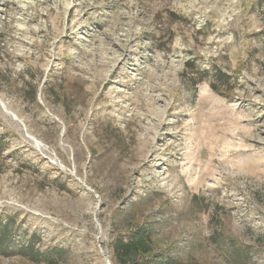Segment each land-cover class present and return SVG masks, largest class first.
<instances>
[{
    "label": "rangeland",
    "instance_id": "rangeland-1",
    "mask_svg": "<svg viewBox=\"0 0 264 264\" xmlns=\"http://www.w3.org/2000/svg\"><path fill=\"white\" fill-rule=\"evenodd\" d=\"M0 224V264H264V0H0Z\"/></svg>",
    "mask_w": 264,
    "mask_h": 264
},
{
    "label": "trees",
    "instance_id": "trees-1",
    "mask_svg": "<svg viewBox=\"0 0 264 264\" xmlns=\"http://www.w3.org/2000/svg\"><path fill=\"white\" fill-rule=\"evenodd\" d=\"M225 77V76H220ZM211 89L217 91L215 86L211 84ZM12 238V231L8 225L1 226L0 224V252L4 253L6 250V243L10 242ZM150 241V235L145 230H135L132 232L127 240H118L113 244V254L116 264H129L132 256L136 255L144 245ZM37 241L33 236L30 239L16 248V255L27 258L33 263L58 264L62 261L64 252L62 250H53L52 252L42 253L35 248ZM162 264H192L182 263L174 260H167Z\"/></svg>",
    "mask_w": 264,
    "mask_h": 264
},
{
    "label": "bare ground",
    "instance_id": "bare-ground-1",
    "mask_svg": "<svg viewBox=\"0 0 264 264\" xmlns=\"http://www.w3.org/2000/svg\"><path fill=\"white\" fill-rule=\"evenodd\" d=\"M4 104H5V103H4ZM4 104H3V105H4ZM2 108H3V107H2ZM5 108H6V107L3 108V109H4V110H3L4 112H6V111H5ZM7 112H8V111H7ZM7 112H6V113H7ZM17 119H18V118H17ZM242 119H243V118H242ZM26 136H27V135H26ZM30 140H31V139H30ZM255 146H258V144H256ZM246 166H247V165H246ZM248 166H249V165H248ZM254 166H255L256 168L259 169L260 166H261V164H257V165L254 164Z\"/></svg>",
    "mask_w": 264,
    "mask_h": 264
}]
</instances>
